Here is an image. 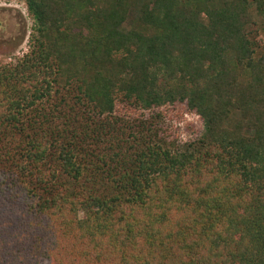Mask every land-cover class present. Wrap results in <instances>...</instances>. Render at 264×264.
<instances>
[{"label": "trees", "instance_id": "obj_1", "mask_svg": "<svg viewBox=\"0 0 264 264\" xmlns=\"http://www.w3.org/2000/svg\"><path fill=\"white\" fill-rule=\"evenodd\" d=\"M21 1L0 264H264V0Z\"/></svg>", "mask_w": 264, "mask_h": 264}, {"label": "rangeland", "instance_id": "obj_2", "mask_svg": "<svg viewBox=\"0 0 264 264\" xmlns=\"http://www.w3.org/2000/svg\"><path fill=\"white\" fill-rule=\"evenodd\" d=\"M251 17L247 25L249 38L257 42L256 54L264 53V13H258L254 6L249 10ZM31 20L21 0H0V62H8L27 48L26 39ZM186 122L197 124L194 117L184 115L176 124L182 137H187L190 127Z\"/></svg>", "mask_w": 264, "mask_h": 264}]
</instances>
